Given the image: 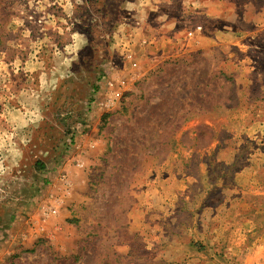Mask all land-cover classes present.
Instances as JSON below:
<instances>
[{
    "label": "rangeland",
    "instance_id": "obj_1",
    "mask_svg": "<svg viewBox=\"0 0 264 264\" xmlns=\"http://www.w3.org/2000/svg\"><path fill=\"white\" fill-rule=\"evenodd\" d=\"M0 264H264V0H0Z\"/></svg>",
    "mask_w": 264,
    "mask_h": 264
},
{
    "label": "trees",
    "instance_id": "obj_2",
    "mask_svg": "<svg viewBox=\"0 0 264 264\" xmlns=\"http://www.w3.org/2000/svg\"><path fill=\"white\" fill-rule=\"evenodd\" d=\"M43 167H44V166H43V165H41V168H40V169H43Z\"/></svg>",
    "mask_w": 264,
    "mask_h": 264
}]
</instances>
